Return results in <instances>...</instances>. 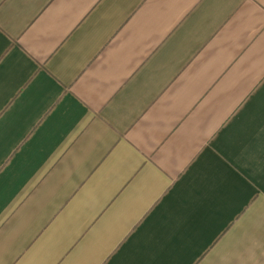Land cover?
<instances>
[{
  "label": "crops",
  "instance_id": "1",
  "mask_svg": "<svg viewBox=\"0 0 264 264\" xmlns=\"http://www.w3.org/2000/svg\"><path fill=\"white\" fill-rule=\"evenodd\" d=\"M0 264H264V0H0Z\"/></svg>",
  "mask_w": 264,
  "mask_h": 264
}]
</instances>
